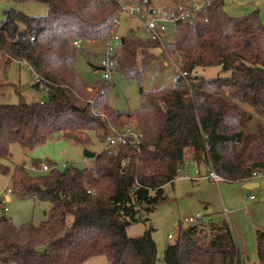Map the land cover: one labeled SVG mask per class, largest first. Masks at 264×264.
Returning <instances> with one entry per match:
<instances>
[{"label": "trees", "instance_id": "1", "mask_svg": "<svg viewBox=\"0 0 264 264\" xmlns=\"http://www.w3.org/2000/svg\"><path fill=\"white\" fill-rule=\"evenodd\" d=\"M37 1L47 4L46 14L9 9L0 22L6 67L26 63L38 76L33 88L47 93L42 103L29 102L22 94L17 103H0V170L11 178L16 197L50 201L51 208L39 225H15L0 217V264H83L96 256L106 257L109 264H155L152 228L137 237L128 236L126 229L142 211H152L167 198L165 187L185 168L188 149L193 160L208 164L224 180L244 183L254 172L264 176V127L248 131L253 114L264 118V23L258 12L234 17L225 10V0H213L202 11L206 22L195 27L176 22L175 39L164 47L133 31L121 38L112 58L114 69L124 76L142 82L158 47L174 55L186 73H179L171 86L141 89L142 104L129 113L109 105L113 82L103 78L88 84L74 66L84 50L74 44L77 38L112 37L118 3ZM139 3L146 9L153 6V0ZM209 67L226 75L206 78L196 72ZM126 115L135 118L132 127L142 133L139 149L121 146L113 155L103 150L96 153L92 168L71 164L36 175L23 164H5L13 144L33 149L55 134L83 146L92 142V135L103 142ZM255 239L259 264H264V230L258 229ZM164 261L242 263L226 221L179 224Z\"/></svg>", "mask_w": 264, "mask_h": 264}, {"label": "rangeland", "instance_id": "2", "mask_svg": "<svg viewBox=\"0 0 264 264\" xmlns=\"http://www.w3.org/2000/svg\"><path fill=\"white\" fill-rule=\"evenodd\" d=\"M232 3L233 1L230 0L229 4ZM174 4V0H153V7L160 9L173 6ZM246 4L247 6H253L252 10H249L250 13L258 12V8L260 10L264 9L263 5L257 4L256 0H245V4L243 5ZM9 9L21 10L31 16L44 15L48 10L47 4L42 1L0 0V22L4 20V11ZM118 15L119 24H117L111 38L95 40L93 41L94 43L82 40L81 48L84 50L78 54L74 66L88 84L93 85L104 78L106 70H95V68H104L103 64L106 60L108 49L110 47H117V43L121 38L130 35L132 31L138 37H147L142 23L137 18L124 11H120ZM262 18L264 19V15ZM175 36V22L170 21L166 24V32L163 36L164 45L172 43ZM154 53L156 54V58L148 65L142 82L137 77H126L116 70L111 72L114 86L107 93V101L114 110L130 113L139 109L142 104L141 89L143 91H150L164 86H171L175 83L177 77L180 76L179 69L171 61H175L174 55H170L166 49L160 47L155 48ZM1 60L0 64L3 66V61ZM196 72L206 78L226 75L220 72L219 67L198 68ZM0 79L3 82L1 84H4L0 87V103H17L20 94L29 102L43 101L47 98L45 91H38L33 88L32 85L36 79L25 64L12 62L7 69L2 68L0 70ZM240 107L244 110L252 111L245 103H240ZM249 121L248 131L252 134L258 132L261 126L264 127V118L258 115L253 114ZM134 125L135 118L126 115L122 119L120 129ZM85 150L100 153L103 151V142H100L92 135V142L83 146L62 137L60 134H55L48 142L33 149H25L18 144H13L11 146V158L5 164L11 168L15 165L24 164L33 175L43 172L39 169L32 170L30 167H37L47 162L53 164L57 169H64L67 165L71 164L80 168H92L95 160L94 158L85 157ZM191 151L192 149L186 151V158L189 157ZM187 170L190 173L189 169ZM207 170L208 167L205 169L204 174L206 181L204 179L202 181L201 178L192 180L194 179L192 175V179L185 178L180 172L174 180V184H168L165 187L167 198L157 203L152 211L148 213L142 211L139 220L128 225L126 232L130 237L140 236L149 227L152 228V237L157 244L158 250L155 264H165V250L168 245L175 242L179 224L183 226L190 225L186 222V218L194 217L197 213L201 214L204 222L213 221L221 225L226 221L231 228L234 239H240L241 237L242 240H245V237L242 235L243 230L239 227L237 221L231 224L230 218L228 220L222 208L223 199L225 201L229 197L233 199L238 194L239 183L227 180L216 183L212 179H208L209 171ZM257 180L263 182L262 188L264 189V176H259ZM196 182H198V185ZM7 188L12 189V180L0 170V217L9 218L15 225L27 222L39 225L47 218L51 208L50 201L20 199L13 193L10 195L11 199L7 203L8 210L6 211L5 207L1 204V192ZM245 190L247 189H244V192ZM263 196L264 192L258 196L256 201L263 200ZM247 206H250V204L247 203ZM252 214L244 217L241 213V216L244 218L243 220L251 227L252 221L255 222ZM258 224V229H264V219L260 220ZM245 229L247 228L245 227ZM169 234H172L173 238H169ZM247 244L253 249L254 244L256 245V239L254 238ZM239 252L243 255V250L242 252L239 250ZM243 260V264H259L256 249L253 253L250 248L248 255Z\"/></svg>", "mask_w": 264, "mask_h": 264}, {"label": "built area", "instance_id": "3", "mask_svg": "<svg viewBox=\"0 0 264 264\" xmlns=\"http://www.w3.org/2000/svg\"><path fill=\"white\" fill-rule=\"evenodd\" d=\"M119 5V12L124 11L127 14L137 18L139 20L147 34V37L151 38L152 40H156L162 44L164 47L163 36L166 32V24L170 21L178 22L183 21L190 24V26L195 27V25L200 22L201 20L207 21L202 15V11L205 7H208L213 0H175V4L170 7H166L164 9L150 7L145 8L140 3L139 0H115ZM118 12V14H119ZM119 24V15L116 18V26ZM114 32V31H113ZM113 36V35H112ZM117 38V37H116ZM118 39V38H117ZM82 43L81 39L77 38L74 41L76 46H80ZM166 49V48H164ZM117 47L112 48L110 47L106 53V60L104 61V70H106V74L104 78L113 82L112 79V71L115 70V62L112 56L116 53ZM168 53V51H167ZM169 55V54H168ZM176 67L179 69L180 74L186 76V73L181 70V64L176 63L175 61L171 60ZM26 66L27 64L24 63ZM28 67V66H27ZM29 68V67H28ZM30 69V68H29ZM35 77V83L38 82V76L33 73ZM43 90V88L41 87ZM42 103V101H41ZM142 133L136 130L132 126H127L123 129H113L112 133L109 134L103 141V150L109 154L113 155L116 154L121 146H132L136 149H139L141 144ZM25 168H27L25 166ZM55 166L51 163H43L39 168L32 166V170L39 169L42 172H47L54 169ZM210 170L208 173V177L215 182L223 181V177L217 174L214 169L209 166ZM28 169V168H27ZM196 177L194 179H199L203 177V174L199 167H195L194 170ZM181 173L185 178H190L191 174L188 172L187 168H184ZM261 176L260 173L254 172L252 175L251 180L258 178ZM12 193L11 188H7L1 192V204L5 207L7 211V203L10 200L9 196ZM253 197V196H252ZM223 212L228 214L226 209ZM202 216L200 213H197L194 217L186 218V222L189 224H194L198 221H203ZM169 238H173L172 234L168 235Z\"/></svg>", "mask_w": 264, "mask_h": 264}, {"label": "crops", "instance_id": "4", "mask_svg": "<svg viewBox=\"0 0 264 264\" xmlns=\"http://www.w3.org/2000/svg\"><path fill=\"white\" fill-rule=\"evenodd\" d=\"M229 1L230 0H226L227 3L225 2L226 6H224V7H225V10L227 11V13L231 16H234V17H239V16L245 15L247 13H250L249 10H252V8H253V6H247V4L243 5V4H245V0H232L233 1L232 4H229ZM251 2L253 3V1H251ZM256 2H257V4H262L264 7V4H263L264 0H256ZM227 4H229V6H227ZM258 9H259L258 13L260 15V18L262 21H264V19L262 18L264 15V9H261V10H260V8H258ZM87 41H91L88 43H94L93 41H95V40H87ZM0 59H2L1 61H3V66L0 64V70H2V68L7 69L8 67H6L5 61L1 55H0ZM99 69L104 70L103 67H101V68L96 67L95 68V70H99ZM1 81H2V79H0V83H3ZM185 160H186L185 168L189 169L191 175L194 176V178H195L196 177V174L194 172L195 167H199L202 174H203V177H201V180L206 181L204 174H205V169H207V167H208L207 171L210 170L209 165L204 163V162H197V161L193 160V151L190 152L188 158L185 157ZM203 164H205V165H203ZM41 165H39L37 167L35 166V167L39 168ZM24 166H26V165H24ZM203 169H204V171H203ZM208 179H210V178H208ZM192 180H198V179H192ZM223 181H225V180H223ZM220 182H222V181H220ZM247 182H258V185H255V184L250 185L251 188L247 189L244 187V184ZM247 182L239 183L240 187L238 188V194L235 195V197L233 199H231L230 197H229V199H226V201H225V199H223V204H222L223 210L226 209L228 211L227 218H228V220L230 218V220H229V221H231L230 223L232 224V223H235L237 221L239 227L242 228V230H243L242 235L245 237V240H242L241 237H240V239L236 238V240H235L237 243V246H238V251L240 250L242 252V250H243V255H241L239 252L240 259L242 262L241 264L244 263L243 259L245 256L248 255V250L250 248H251L252 252L254 253V251L256 249V245L254 244L253 249H252V247L249 246L247 243H250L251 240H253L255 238L256 231L258 230L257 225H259L258 222L260 220L264 219V196H263V200L256 201L258 196L264 192V189L262 188L263 182H260L259 180H257V178H255L251 181H247ZM196 183L198 185V182H196ZM216 183H218V182H216ZM244 189H247V190H245V192H244ZM9 198L11 199V196H9ZM247 203H249L250 206H247ZM241 213L244 217H246V215H250L252 213H255V214H252L253 217L255 218V222L252 221V227L248 226L249 224L243 220L244 218L241 216ZM245 227L247 229H245ZM260 230H264V229L260 228ZM246 236H248V237H246ZM256 251H257V249H256ZM83 264H108V261H107L106 257H104V256H96V257L90 258L88 261H86Z\"/></svg>", "mask_w": 264, "mask_h": 264}, {"label": "water", "instance_id": "5", "mask_svg": "<svg viewBox=\"0 0 264 264\" xmlns=\"http://www.w3.org/2000/svg\"><path fill=\"white\" fill-rule=\"evenodd\" d=\"M84 156L88 157V158H94L96 156V153L92 152V151H89V150H85L84 151ZM253 184L258 185V182H247V183L244 184V187L249 189V188H251L250 185H253Z\"/></svg>", "mask_w": 264, "mask_h": 264}]
</instances>
